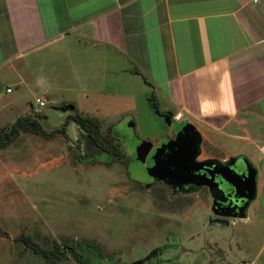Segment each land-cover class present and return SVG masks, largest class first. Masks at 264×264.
Listing matches in <instances>:
<instances>
[{
	"label": "crops",
	"instance_id": "0c3cea01",
	"mask_svg": "<svg viewBox=\"0 0 264 264\" xmlns=\"http://www.w3.org/2000/svg\"><path fill=\"white\" fill-rule=\"evenodd\" d=\"M5 93L0 110L27 94L72 112L80 99L146 100L158 124L237 141L264 166V0H0V103Z\"/></svg>",
	"mask_w": 264,
	"mask_h": 264
},
{
	"label": "rangeland",
	"instance_id": "374dc122",
	"mask_svg": "<svg viewBox=\"0 0 264 264\" xmlns=\"http://www.w3.org/2000/svg\"><path fill=\"white\" fill-rule=\"evenodd\" d=\"M14 96L3 94L0 105ZM38 97L45 107L37 104ZM59 99L27 94L17 109L0 110V131L10 132L13 121L28 109L30 115L23 116L37 119L48 134L61 130L70 115L78 113L99 120L106 141L117 139L127 167L111 156L82 161L81 146L89 153L93 141L74 121L67 126V136L46 138L21 131L15 142L0 150V264H89L77 261L65 248L76 245L81 253L84 243L95 247L93 256L100 250L98 264H223L231 260L251 264L260 257L264 261V166L258 160L262 152L239 151L237 141L224 145L222 138L200 128L203 142L198 160L223 163L246 153L257 168L262 164L258 199L247 219L226 218L228 227L210 226L211 195L206 189L176 194L161 180L147 187L146 167L154 162V153L146 163L137 161L136 150L143 141L157 150L186 122L158 124L146 100L80 99L72 112L74 104L62 105ZM127 105L136 111V118L127 114ZM168 128L172 134H167ZM22 234L41 249L60 254V259L49 261L36 254L18 240ZM155 250L166 253L159 257L158 251L150 258ZM157 257V263L152 261Z\"/></svg>",
	"mask_w": 264,
	"mask_h": 264
},
{
	"label": "water",
	"instance_id": "95a60500",
	"mask_svg": "<svg viewBox=\"0 0 264 264\" xmlns=\"http://www.w3.org/2000/svg\"><path fill=\"white\" fill-rule=\"evenodd\" d=\"M72 109L74 110V108ZM202 142V135L195 126L186 124L175 139L169 140L168 143L161 145L156 150L153 156L154 166L147 168L149 176L155 180L165 181L169 185L177 188L196 185L198 187L209 186L212 189L213 186L199 179V175L197 174L204 167H210L237 191L241 190L239 184L245 179L248 184V187H245V189L249 192L244 197L246 203L239 208L237 214L229 218H247L245 211L249 209L257 196V168L246 156L233 157L223 163L217 160L200 162L198 158L201 154L200 147ZM153 148V143L143 141L136 150L137 160L146 163L147 157ZM238 160L246 167L247 175H244V177L240 176L232 168ZM217 223L223 224L224 226L230 225V222L224 217L218 219ZM158 251L155 250L150 258L157 254ZM144 263L145 261H140L134 264Z\"/></svg>",
	"mask_w": 264,
	"mask_h": 264
},
{
	"label": "flooded vegetation",
	"instance_id": "af4514ba",
	"mask_svg": "<svg viewBox=\"0 0 264 264\" xmlns=\"http://www.w3.org/2000/svg\"><path fill=\"white\" fill-rule=\"evenodd\" d=\"M177 134L173 138H170V140L175 139ZM86 141H87V139H86ZM92 141H93V143H91L90 148H88L89 153L86 151V149L83 150V145L81 146L82 151H83V154L81 156L82 161L85 159L84 157H88L90 160H96L97 158L99 159V157H102V156H111V158H113V157L116 158V161L119 163H126V167H127V160L124 161L126 159V156L124 155L122 148L117 146L119 142L111 141L112 142L111 143V142L106 141L105 138L99 139V140H93L92 139ZM156 149H158V148H156ZM151 153H154V155H155L156 150H154V148H153ZM150 154H149V156H150ZM149 156L147 157V159L149 158ZM198 161L205 162L208 160H198ZM209 161H211V160H209ZM252 164L254 165V163H252ZM261 165H259L260 167L258 166V168L254 165L258 170L257 196H256L255 200L252 202V204H254L258 199V187H259L258 184H259V175H260L261 168H262ZM152 166H154V162H152V164L148 165L146 168L152 167ZM232 168L235 172H237L242 177H244V175H247L246 167L242 164V162L240 160H238L236 165L233 166ZM197 174L199 175V179L203 180L204 182H208L207 184L212 185L213 188L211 189L209 186L198 187L196 185L177 188L173 185H170L172 192H174L176 194H179L181 192L192 193V192L200 191L203 188L206 189L211 195L210 196V208H209L210 212H209L208 217H207V223L210 226H212L213 224L223 225V224L217 223L218 218H222V217L229 218L230 216L237 214L239 211V208L242 207L246 203V201L244 200V197L246 194L249 193L245 189V187H248L246 180L243 179L240 182L239 187L241 188V190L237 191L236 189L231 187V185H229L226 181H224L220 175L216 174V171L210 167H204ZM149 177H150V179L146 182L147 187L153 185L154 182H159V181H156L153 177H151V176H149ZM160 183L167 184L165 181H160ZM252 204L250 205V207L252 206ZM250 207H249V209H250ZM249 209L247 211H245L247 214V217H248ZM212 215L215 216V218H213ZM240 219H243V218H240ZM244 219H247V218H244ZM159 253L161 254L159 257H162L165 255L166 251L165 250H159ZM152 261H156V263H157L158 257H157V259L152 260ZM261 263L264 264V261H262Z\"/></svg>",
	"mask_w": 264,
	"mask_h": 264
},
{
	"label": "trees",
	"instance_id": "16d2710c",
	"mask_svg": "<svg viewBox=\"0 0 264 264\" xmlns=\"http://www.w3.org/2000/svg\"><path fill=\"white\" fill-rule=\"evenodd\" d=\"M153 102L154 99L152 98ZM155 108H157V104L154 102ZM71 121H74L79 125V127L85 131L93 140H99L105 138V134L102 132L101 123L99 120L94 118L84 117L78 113L70 115L66 123L64 124L61 130H57L52 133H46L37 119H32L30 117H21L19 118L12 126L10 132L0 131V150L7 148L13 142H15L20 136L21 131L33 132L37 134H41L46 138H53L58 134H63L67 136V126ZM112 130H108V135H110ZM112 135V134H111ZM112 137V136H111ZM113 141H116L115 137H112ZM18 240L23 242L27 248L32 249L36 254L46 258L49 261H56L60 259L58 253H52L45 251L40 248V246L34 242L29 236H25L22 234L19 236ZM66 251H69L70 254L79 262L84 263L87 262L89 264H98L100 256V250L97 253V256H93L95 247L89 246L88 244H80L81 253L77 251V247L65 245Z\"/></svg>",
	"mask_w": 264,
	"mask_h": 264
},
{
	"label": "built area",
	"instance_id": "2783aa9c",
	"mask_svg": "<svg viewBox=\"0 0 264 264\" xmlns=\"http://www.w3.org/2000/svg\"><path fill=\"white\" fill-rule=\"evenodd\" d=\"M7 92H8V93L12 92V89H8ZM37 104H38L40 107H45V106H46V102H45V101H42V100H40V99H37ZM181 116H182L181 114H178L176 119H177V120L180 119Z\"/></svg>",
	"mask_w": 264,
	"mask_h": 264
}]
</instances>
